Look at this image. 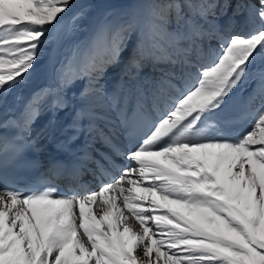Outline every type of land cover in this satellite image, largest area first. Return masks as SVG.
<instances>
[{
	"label": "snow or ice",
	"instance_id": "1",
	"mask_svg": "<svg viewBox=\"0 0 264 264\" xmlns=\"http://www.w3.org/2000/svg\"><path fill=\"white\" fill-rule=\"evenodd\" d=\"M72 4L0 0V104L51 73L19 115L0 113V128L16 130L0 136V264H264V67H254L264 65V0L129 5L116 19L106 15L70 55L42 63L50 47L67 46L72 30L62 31V21ZM229 9L246 31L224 35L214 18ZM129 48L109 89L104 75ZM149 63L158 72L142 75ZM250 77L256 87L238 98ZM77 80L85 81L81 106L59 143L71 147L87 133L89 145H103L93 158L98 187L19 188L10 170L24 166L20 158L40 139L56 137L54 120L32 136L36 116L67 108ZM244 120L245 130L226 134ZM205 122L222 131L192 139Z\"/></svg>",
	"mask_w": 264,
	"mask_h": 264
},
{
	"label": "bare ground",
	"instance_id": "2",
	"mask_svg": "<svg viewBox=\"0 0 264 264\" xmlns=\"http://www.w3.org/2000/svg\"><path fill=\"white\" fill-rule=\"evenodd\" d=\"M152 2V0H73L72 8L64 15V19L62 21V31L67 32L68 29L71 28V34L68 37L66 42L67 46L62 47L58 51H52L51 47L46 50L42 56L41 62L48 61L50 58H55L57 61L63 57L70 55L71 45L78 42H86L95 28L105 19L107 15L109 20L116 19L120 16L122 12H126L129 8V5L132 7H141L147 3ZM160 2V0L158 1ZM251 0H249V3ZM220 3L223 4V0H220ZM235 3H233L232 8H235ZM230 10V9H229ZM84 12V15L73 21V17L76 16L78 12ZM247 13V12H246ZM228 18V17H227ZM218 22V26L227 27V31L224 32V35H229L232 31V27L234 25H239L240 22H234L233 20H228L223 18ZM230 26V27H228ZM216 42H212V46L215 47ZM130 49V48H129ZM129 49L121 54L120 63L114 66H111L107 69L104 75V83L107 84L108 88L111 89L116 85V83L120 80L122 69L124 64L127 63L128 51ZM205 62H210L207 58ZM158 72V67H153L152 64H146L142 71V75H153ZM51 73L48 74V77H44L40 74L34 76L32 81L28 83L23 88H18L13 92L9 93L7 97L4 99L3 103L0 104V113H3L5 110L12 109L14 110L10 115H19L20 110L23 108L25 101L29 98L31 93L41 87H44L48 83H51L50 79ZM84 80H77L73 83L67 90L66 96L68 99V107L56 112H52L47 110L46 108H41L39 115L36 116L35 122L32 124V136L36 137L37 134L41 133L38 130L48 129L51 131L49 122L55 121L56 127V137L55 140L50 139H40L38 141L39 147L42 152L46 155V157H50V153L52 152V148L54 147V142L59 138L60 134H67L65 131L67 125L71 122L72 116L77 108L81 106V102L78 99L79 92L84 87ZM239 92V91H237ZM20 96L21 99L17 100L16 97ZM237 97L242 99L245 97L242 94L237 93ZM15 99V106H11V100ZM51 99V98H49ZM255 106L253 105V108ZM3 118V117H0ZM85 123H87L85 121ZM66 125L65 128L63 126ZM6 128H0V136L4 135V130ZM201 132L197 134L195 137H191L192 139H205V136H216L222 130L219 129L215 124L211 122H205L201 125ZM236 130L235 125H231L229 131ZM237 132V131H236ZM226 133V134H227ZM230 134V133H229ZM232 134V133H231ZM230 134V135H231ZM75 143V141H73ZM77 142L85 146L86 151L93 149H101L103 150V145H101L98 141L95 144H88L87 133H81ZM95 157H91L85 159V161L90 165H95ZM99 211V210H97ZM135 224V221H133ZM138 227V225H136Z\"/></svg>",
	"mask_w": 264,
	"mask_h": 264
},
{
	"label": "rangeland",
	"instance_id": "3",
	"mask_svg": "<svg viewBox=\"0 0 264 264\" xmlns=\"http://www.w3.org/2000/svg\"><path fill=\"white\" fill-rule=\"evenodd\" d=\"M159 1V0H158ZM245 15H247V13H245ZM228 17V18H227ZM223 18L225 19H228V20H233L234 22H240L239 25H234V27H232V29L237 32V33H243L244 31H246L247 29V26L244 24L243 22V17L241 16H237V15H234L233 11L230 9L228 10L227 12H219L217 13V15L215 16V21H220L222 20ZM178 27V25L176 24V21L174 18H170V21H169V28L170 29H176ZM130 51H131V48L129 49L128 51V55L130 54ZM255 68H259V67H264V65L260 64L259 62L257 63V65L254 66ZM256 87V79H253V78H249L248 81H245V82H242L237 91L238 92V95L239 94H242L245 96V94L242 93V91L246 92V93H251L253 88ZM240 89V90H239ZM246 97V96H245ZM255 106V105H254ZM255 108V107H254ZM236 127V126H235ZM248 127V121L247 120H244L243 124H241L240 126V130L239 131H243L245 130L246 128ZM43 129H39L38 132H42ZM237 130H234V131H229V133L231 134H234ZM238 131V132H239ZM229 133H227V135H230ZM231 134V135H232ZM202 139V138H201Z\"/></svg>",
	"mask_w": 264,
	"mask_h": 264
}]
</instances>
